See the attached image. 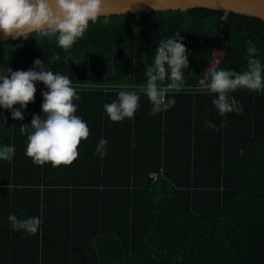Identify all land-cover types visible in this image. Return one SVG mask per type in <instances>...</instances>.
I'll return each mask as SVG.
<instances>
[{"label": "trees", "instance_id": "1", "mask_svg": "<svg viewBox=\"0 0 264 264\" xmlns=\"http://www.w3.org/2000/svg\"><path fill=\"white\" fill-rule=\"evenodd\" d=\"M107 16L67 51L36 33L0 41V72L39 58L79 85L75 114L90 128L72 164L39 165L20 125L44 116L46 85L36 82L23 120L0 107V144L15 145L0 161V264H264V92L237 89L243 111L221 116L199 84L213 67L245 70L249 40L264 58V20L206 7ZM177 31L191 75L152 115L146 66ZM119 91L138 92L140 107L113 122L104 105ZM41 204L42 235L11 227L9 214L40 216Z\"/></svg>", "mask_w": 264, "mask_h": 264}, {"label": "clouds", "instance_id": "2", "mask_svg": "<svg viewBox=\"0 0 264 264\" xmlns=\"http://www.w3.org/2000/svg\"><path fill=\"white\" fill-rule=\"evenodd\" d=\"M104 3L105 0H0V35L4 39L10 37L16 40L27 39L36 33L42 38L54 39L67 51L85 36L90 25L96 24L101 16H104V24L110 23L105 15ZM183 39L180 31L162 39L155 49L152 62L146 66L147 81L143 91L152 104V115L173 107L175 97H170L169 92H180L185 87L190 53ZM258 51L256 43L249 40L245 70L237 72L213 67L199 80L204 91L214 94L212 104L221 116L243 111L242 103L231 95L237 89L264 92V58L258 56ZM36 82H43L47 88L42 93L44 116L33 114L30 124L20 125L21 134L27 136L25 154L39 165H70L78 158V145L82 139L89 137L90 128L87 121L75 114L79 105L73 101L80 99L79 85L74 84L68 75L53 72L39 58L28 70L13 71L8 68L6 72H0V107L11 110L14 119L23 120L21 109L26 110L29 102L34 101ZM140 99L136 91H119L117 98L106 103L104 109L113 122L131 119L140 107ZM16 104L20 107L14 108ZM3 121L5 124L6 120ZM206 123L216 128L215 123ZM223 126H226V121L222 122ZM107 145L108 140L101 138L96 146V154L101 158L107 155ZM240 152L243 154L244 149H240ZM14 156V144H0V161H10ZM42 215L43 204L40 216L21 219L9 214L8 219L16 231L22 230L32 235L39 231L42 235Z\"/></svg>", "mask_w": 264, "mask_h": 264}, {"label": "water", "instance_id": "3", "mask_svg": "<svg viewBox=\"0 0 264 264\" xmlns=\"http://www.w3.org/2000/svg\"><path fill=\"white\" fill-rule=\"evenodd\" d=\"M206 7L229 10L236 13L256 16L264 20V0H105V15L150 12L157 10H187ZM4 39L0 35V41Z\"/></svg>", "mask_w": 264, "mask_h": 264}, {"label": "rangeland", "instance_id": "4", "mask_svg": "<svg viewBox=\"0 0 264 264\" xmlns=\"http://www.w3.org/2000/svg\"><path fill=\"white\" fill-rule=\"evenodd\" d=\"M43 86V85H42Z\"/></svg>", "mask_w": 264, "mask_h": 264}]
</instances>
